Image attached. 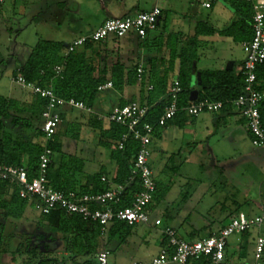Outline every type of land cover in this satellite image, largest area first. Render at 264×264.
<instances>
[{
    "label": "rangeland",
    "instance_id": "obj_1",
    "mask_svg": "<svg viewBox=\"0 0 264 264\" xmlns=\"http://www.w3.org/2000/svg\"><path fill=\"white\" fill-rule=\"evenodd\" d=\"M97 1L93 0V7L98 4ZM99 1L108 6L103 8L106 11L113 7H122L123 2ZM130 1H135L136 4L139 2L147 10L157 3L163 13L161 25L166 23L168 32L181 31L184 34L190 33L191 24L197 22L207 21L220 27L224 20L220 17L230 13V8L220 0L216 2L213 10L205 9L201 0H125L126 3ZM84 2L86 0H5L0 5L1 95L17 98L19 101L30 98L28 92L11 83L16 66L26 61L38 43L64 42L66 39L63 38L70 35L68 29L76 25L78 18L82 16H74L76 4L81 5L84 10ZM103 10L101 15L104 14ZM114 17L123 18L122 11ZM99 18L100 15L93 16L90 18L93 23L90 24L93 25ZM160 31L161 28H158L150 35L155 36ZM129 38L133 39H124ZM201 40L198 67L205 63L210 66L221 64L225 68L228 61L233 60V72L239 73V67L245 58L241 43L217 34L202 37ZM107 47L125 48L123 40L120 39L108 40ZM133 50L141 51L136 45ZM149 85V82H145L143 92ZM101 98L107 99L105 106L114 101L108 93L101 92L96 103ZM135 100L141 101L139 97H135ZM83 113L76 108L65 112L66 120L59 127L60 131L71 120H76L81 128L77 140L64 136L60 141L64 152L83 159L85 173L89 174L96 172L99 165H106L110 150L98 145L99 135L88 125V117L83 116ZM216 116L215 113H201L197 118H192L185 114L186 122L180 126L173 122L167 128H162L159 136L153 137L149 164L159 186L152 202L155 210L150 214L151 222L148 225L136 224L131 228L127 248H119L115 239L109 240L107 248L110 252V264H128L132 261L151 264L153 256L159 252L157 241L160 240V230L170 226L181 234L186 226H182L181 222L185 219L193 221L196 227L216 229L219 220L231 212H243L248 218L264 214V146L257 147L252 144V136L244 119L237 121L236 115L226 116V121H221L218 127L215 125ZM42 121L41 117L33 118V127L30 130L19 128L16 134L29 138L31 132L41 126ZM36 143L42 146L44 141L40 139ZM51 160L58 162L59 154L54 153ZM77 177L80 180L85 178L81 174ZM156 216L160 217L162 225L152 224ZM12 219L11 226L8 224L4 231L0 227V232L3 233L1 246H5L0 264L28 263L29 256L25 254L24 245H27L29 251H47L48 255H59L64 258L65 264H82L87 259L67 258L68 254L58 245L55 229L31 205L25 206L23 217ZM258 236L264 237V224L259 227L252 226L245 232L232 233L226 239L229 251L243 250L246 244L244 256L248 263L251 262L253 243ZM105 237L100 238L99 248L104 247ZM138 238L145 242L132 246V239Z\"/></svg>",
    "mask_w": 264,
    "mask_h": 264
},
{
    "label": "trees",
    "instance_id": "obj_2",
    "mask_svg": "<svg viewBox=\"0 0 264 264\" xmlns=\"http://www.w3.org/2000/svg\"><path fill=\"white\" fill-rule=\"evenodd\" d=\"M220 1L225 3L234 14L233 19L220 29L207 21L197 22L190 33L184 34L181 31L168 32L166 23L163 25L160 23L161 26L158 23L154 31L161 28L159 34L151 36L150 33L154 31H150L144 39L135 36L136 46L149 53L145 62L148 69L146 70L144 67L145 72L141 82L145 83L147 77L152 89L146 91L139 103L147 107L144 120L154 125V136H159L161 129L167 128L173 122L178 126L186 122L185 114L187 113L182 108L190 103L189 95L194 89L198 91V101L205 99L220 101L223 104L220 111L230 113L234 111L231 102L243 89V76L233 72L234 66L231 70H196L202 37L217 34L231 38L237 43H243L252 37V4L246 0ZM105 40L87 41L70 53H66L68 44L42 41L32 49L26 61L21 64L18 71H14L13 75L20 73L27 81L42 87L52 86L57 96L64 99L73 98L92 108L93 113H88L86 116L88 117V125L97 131L99 135L98 145L110 150L109 155L117 164L116 175L112 181L120 183L132 169L137 144L129 140L123 150H118L117 141L125 131L124 127L98 118L93 107L98 95L103 91L98 90L100 85L110 81L112 83L110 89L120 92L125 86L136 83L139 66L133 57H129L126 63L121 62L117 49L106 50ZM162 49L168 51L167 58L158 57V53ZM56 65H63L60 74H55L53 70ZM175 71L181 87L178 96L179 111L173 119L161 127L156 125V122L168 104V79L169 75ZM197 71L199 72L198 79ZM194 72H197L195 80H193ZM255 88L264 90V62L256 67ZM126 103L122 102L119 105L123 106ZM45 105L46 100L39 95H32L31 102L24 104L0 94V164L24 165L29 177H33L37 172L39 154L47 147L51 149L53 154H59L58 162L51 160L47 172L49 182L54 189L76 191L80 194L97 193L105 190L107 185L101 181V176L104 174L102 167L96 172L86 174L83 159L63 151L60 139L66 136L77 140L81 125L76 120H71L67 122L63 131H60L59 127L63 120H66L62 110L60 113L61 123L57 132L50 138L46 139L40 128L34 129L33 136L43 138L42 146L30 138L13 133L12 130L16 128L29 129L33 127V118L41 117ZM259 111L260 122L264 128V102L261 103ZM22 112H28V115L23 116L21 115ZM78 174H85V184L80 185L76 182ZM158 186L156 182L152 202ZM137 189L138 186L134 184L120 203L121 207L130 204L131 192ZM7 193L9 199H4L3 196ZM27 204L31 205L26 200L19 198L15 186L8 182H0V210H2L4 218L19 219L23 217L24 208ZM154 206L152 203L151 207ZM42 216L55 229L58 245L68 254L67 258L72 260L75 257H85L87 259L82 263L84 264L99 249L101 231L97 222L83 220L77 215H69L60 209ZM132 227L125 222L114 221L108 228L106 236L110 238L116 236L118 241L123 242L129 236ZM2 235L3 233L0 232V257L5 253V247L1 246ZM163 243L166 244L165 238ZM24 248L25 254L29 256L28 263L24 262L25 264H62L64 261V258L62 259L59 255L46 254L47 251H29L27 245H24ZM186 264H208V261L204 258L189 259Z\"/></svg>",
    "mask_w": 264,
    "mask_h": 264
},
{
    "label": "built area",
    "instance_id": "obj_3",
    "mask_svg": "<svg viewBox=\"0 0 264 264\" xmlns=\"http://www.w3.org/2000/svg\"><path fill=\"white\" fill-rule=\"evenodd\" d=\"M5 0H0V4ZM216 0H201L205 9H210ZM253 6L252 37L242 43L245 58L239 67L243 76L242 92L232 100L233 110L246 121L248 131L252 136V144L264 146V128L260 122L259 107L264 102V90H257L256 67L264 62V0H246ZM161 16V8L157 5L150 10L140 11L135 15L123 18H108L100 26L86 35L71 41L66 47V53L73 52L87 41H101L107 38H124L134 35L144 39L148 32L154 31ZM19 69H17L18 71ZM55 74H60L63 65L53 68ZM144 68H137V81L143 79ZM11 83L46 100L41 114L43 119L40 130L48 139L54 135L61 123L62 108L70 107L93 113L92 108L73 98L64 99L57 96L52 86L42 87L27 81L20 73L11 77ZM112 87L106 82L98 87L99 91ZM152 85L148 86V90ZM181 87L175 78L168 89V104L158 118L156 125L164 126L173 119L178 108V96ZM223 104L220 101L195 100L182 108L187 115L197 117L201 113L219 112ZM147 107L137 101H130L123 106L115 105L110 111L98 118L116 123L124 127L125 131L117 141V149L123 150L126 142L132 140L137 144L132 169L129 175L120 183H114L106 176L101 181L107 185L106 189L97 193H83L76 191H62L54 189L48 179V166L53 156L51 149L45 147L38 157L36 175L29 177L24 165L0 164V182H8L15 186L19 198L26 200L40 214L47 215L55 210H63L69 215H77L86 221H94L100 225L101 237H105L108 228L114 221L125 222L128 225L146 224L151 222L152 195L156 190L154 172L149 164L150 146L154 137V125L144 120ZM138 189L131 192V202L127 206H120L124 196L133 185ZM162 220L155 218L154 226H160ZM264 224V214L248 218L245 213L234 214L228 224L218 232L198 239L185 240L177 236L176 231L169 226L162 229L166 244L152 258L151 264H186L189 259L204 258L208 264H225L226 239L232 233L247 231L250 227ZM109 250L102 247L84 264H110ZM130 264H143L134 261ZM247 264H264V237L258 236L254 243L251 262Z\"/></svg>",
    "mask_w": 264,
    "mask_h": 264
},
{
    "label": "crops",
    "instance_id": "obj_4",
    "mask_svg": "<svg viewBox=\"0 0 264 264\" xmlns=\"http://www.w3.org/2000/svg\"><path fill=\"white\" fill-rule=\"evenodd\" d=\"M122 1H123L122 2V7H119L118 9H115L114 7L111 8V9L109 8L110 11L103 10L104 7H108V6L107 5L104 6L103 5V2H100L99 0L97 1L98 4H96L94 7H93V0H86V2H84V10H82V8L80 7L81 5L79 6L78 4H76L75 10H74V12H76V13H74V16H77L76 14H81L82 16H80V18H78L79 19V22L76 25H73V26L70 27V29H68L70 35L68 37H64L63 38V39H66V40H64L63 43L68 44L71 41H73L74 39H76V38H78V37H80L82 35H86V34L90 33L91 31H93L94 29H96L98 26H100L104 20H106L108 18H116V17H114V15H119L120 11H122V15L124 17V16H129V15L130 16L131 15H135V14H137L140 11H146L147 10V8H142L139 5V2H137V4H136L135 1H132V2L130 1L128 3H126L125 0H122ZM4 2L1 3L0 5H3ZM216 2H217V0L215 2H213L212 7L210 9L213 10L216 7L215 6ZM155 5H157V3L154 4L153 6H155ZM101 10H103V12H104V14H102V15H101ZM218 13L219 12L217 10L216 11V14H218ZM99 15H100V18L96 22H94L93 25L90 24V23H93V19H92V22H90V18H93V16H99ZM162 15H163V13H162ZM162 15L159 18V22H158L159 23V26H161L160 23H161ZM233 17H234V14L230 10V13L227 14V16H225V17L224 16L223 17L221 16L220 17V19L222 18L221 20H223V18H224L223 23H222V26L216 27V28H219L220 29L221 27L227 25L233 19ZM194 25L195 24H191L190 27L193 28ZM127 37H133V39L132 38L124 39V38H127ZM124 38H121L120 40H123L125 48H122V49L115 48V49L118 50V54H119V57H120V61L126 63V61H127V59L129 57H133V58H135V60H137L138 66L145 67V69L147 70L148 68H147V65L145 64V62H146V60L149 57V53L147 51H145V50H142V49H141V51L140 50H137V51L136 50L135 51L133 50L134 45H136L135 42L137 41L135 39V36L134 35H128V36H126ZM110 39H113V38H108V39L105 40L106 50L107 51L114 50V49H108V47H107V42ZM59 42H62V41H59ZM241 46H242V43H241ZM167 56H168V51L166 49H162L158 53V57L167 58ZM231 61H233V60H231ZM234 64H235V62L233 61V66H234ZM197 65H198V62H196V70H198V71L199 70H223V69H225L221 64H218V65L216 64L215 66H210L209 64L203 63L202 66H200V67H198ZM20 66H21V64L18 63V65L16 66V68H15L14 71H17V69ZM233 66H232V68H233ZM196 73L197 72H194V78H193V80L196 79ZM175 78H176V71L172 75H169V79H168L169 80V87H170L172 81ZM147 79L148 78L146 77V80L144 82L148 83L149 81L147 82ZM139 86L141 87V90H139ZM144 87H145V83L136 81V83L133 84V85H131V86H125L122 89V91H120V92L119 91H115V90L110 89V88L105 89V90L102 91V93H108L109 97H111V98L113 97V100L114 101L111 104H109V103L106 104V106H105L104 103H105V101H107V99H106L107 97L105 99L101 98V99L98 100V102L95 104V106L93 108L96 111L97 115L104 116L115 105H119L122 102H127L128 103L131 100L137 101V100H135V97H139L140 99H142V97L145 95V92L148 90V88L147 89L145 88L146 91L143 92ZM26 92H28V91H26ZM29 95H30V98L29 99L24 100V101L22 100L20 102H23L24 104L30 103L31 100H32V94L29 93ZM9 98L18 100L17 98H13V97H9ZM72 109L73 108H70V107H64V108H62V114H63L64 118H66L65 112H70ZM83 114H84L83 116H85V115L87 116L88 113L84 112ZM215 114H217V116H216L217 117L216 118V124L215 125L218 126V127L220 126L221 121H226V116H235L236 115L238 117L237 121H240L241 120V117L236 112H234V111H233V113H230L228 111H219V112H216ZM21 115L27 116L28 115V112H22ZM37 127L40 128V126H37ZM18 129L19 128H16V129H13L12 130L15 135H17L16 134L17 133L16 130H18ZM33 133H34V130L31 132V137H29L33 142H38V140L43 139V138L34 137L33 136ZM155 137H157V136H155ZM106 160L108 161V162L105 163L106 165H103V164L102 165H99V168L102 167L104 169V174H102V176H106L108 179H111L112 180L114 178V176L116 175L117 164L110 157V155L106 158ZM105 166H108L110 168V170H109V168H106ZM81 175H83L85 177V174H81ZM76 180H77L76 181L77 183H79L80 185H83L86 182V177L84 179H81V180L78 179V177H77ZM3 198L4 199H9V194L7 193L6 195L3 196ZM154 207L151 208V213L154 212V210H155ZM234 214H235V212H231V213H229L227 215H224L223 218L219 220V226L216 229H208V228H206V226L196 227L195 226V223H193V221H189L188 219H185V220H183L181 222L182 226H184V224H186V226H184L181 234H180L179 230H176L173 227L172 228L176 231L177 236L179 238H181V239H185V237H186V240L204 238V237L210 236V235L218 232L220 229H222L224 226H226L228 224L230 218ZM156 218H160V217L156 216ZM11 222H13L12 217L4 218L2 216V210H0V227L3 228V231H4V228L8 224H10V226H11ZM161 225H162V223H161ZM192 235H194V238L191 239ZM8 237H10V236H8ZM129 238H130V234L126 238L125 241L120 242V241H118V239L116 238V236H112L111 238L106 236L105 237L106 242H105L104 247L106 249H108L107 248V245H108L109 240H111V239L114 240L115 239L116 240V244L118 245L119 248H127V246H126L127 245V242H128L127 239H129ZM163 241H164V236L162 235V230H160V240L157 241V244L159 246V250L164 246ZM143 242H145L144 239L141 241L138 238V239H132V242L131 243H132V246L135 247V246L140 245ZM253 246H254V243H253ZM246 248H247V245L245 244L243 250H233L232 252H230L229 251L228 243H226V247H225V259H224L225 264H247L248 262L246 261L245 256H244V253L246 251ZM132 262H134V261H132ZM132 262H130V263H132ZM65 263L66 262L63 261L62 264H65ZM130 263H128V264H130Z\"/></svg>",
    "mask_w": 264,
    "mask_h": 264
},
{
    "label": "water",
    "instance_id": "obj_5",
    "mask_svg": "<svg viewBox=\"0 0 264 264\" xmlns=\"http://www.w3.org/2000/svg\"><path fill=\"white\" fill-rule=\"evenodd\" d=\"M233 66V61H228L225 69L231 70ZM199 78V72L197 73V79ZM198 98V91L196 89L192 90L189 95V101H195Z\"/></svg>",
    "mask_w": 264,
    "mask_h": 264
}]
</instances>
